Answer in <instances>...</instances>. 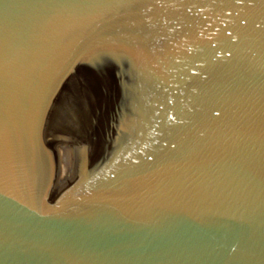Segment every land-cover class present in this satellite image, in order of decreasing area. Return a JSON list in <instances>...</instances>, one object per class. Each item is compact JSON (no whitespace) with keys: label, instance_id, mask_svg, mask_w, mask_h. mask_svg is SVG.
I'll use <instances>...</instances> for the list:
<instances>
[{"label":"water","instance_id":"95a60500","mask_svg":"<svg viewBox=\"0 0 264 264\" xmlns=\"http://www.w3.org/2000/svg\"><path fill=\"white\" fill-rule=\"evenodd\" d=\"M0 264H264V0H0Z\"/></svg>","mask_w":264,"mask_h":264}]
</instances>
